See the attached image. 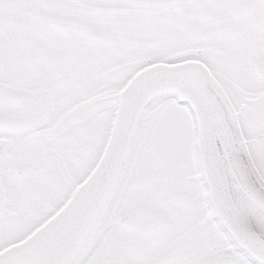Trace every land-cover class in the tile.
<instances>
[{"label": "snow or ice", "instance_id": "obj_1", "mask_svg": "<svg viewBox=\"0 0 264 264\" xmlns=\"http://www.w3.org/2000/svg\"><path fill=\"white\" fill-rule=\"evenodd\" d=\"M0 264H264V0H0Z\"/></svg>", "mask_w": 264, "mask_h": 264}]
</instances>
